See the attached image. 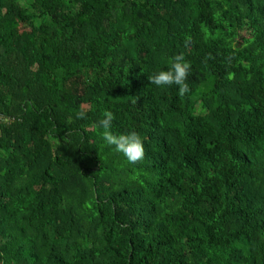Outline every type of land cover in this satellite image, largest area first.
I'll list each match as a JSON object with an SVG mask.
<instances>
[{"label":"trees","instance_id":"obj_1","mask_svg":"<svg viewBox=\"0 0 264 264\" xmlns=\"http://www.w3.org/2000/svg\"><path fill=\"white\" fill-rule=\"evenodd\" d=\"M0 264H264V0H0Z\"/></svg>","mask_w":264,"mask_h":264},{"label":"clouds","instance_id":"obj_2","mask_svg":"<svg viewBox=\"0 0 264 264\" xmlns=\"http://www.w3.org/2000/svg\"><path fill=\"white\" fill-rule=\"evenodd\" d=\"M191 64L185 59L183 52L176 54L171 58L167 70L157 71L148 77L150 83L157 87L178 86V94L186 95L190 89L186 82L189 77ZM78 118H84L85 112L77 114ZM115 114L108 109L103 111V118L99 121V127L102 129V139L107 145L112 146L118 153H122L130 163H138L143 160L145 155L143 138L136 131L127 133H115L112 130V123Z\"/></svg>","mask_w":264,"mask_h":264},{"label":"rangeland","instance_id":"obj_3","mask_svg":"<svg viewBox=\"0 0 264 264\" xmlns=\"http://www.w3.org/2000/svg\"><path fill=\"white\" fill-rule=\"evenodd\" d=\"M245 33H243V35H244Z\"/></svg>","mask_w":264,"mask_h":264}]
</instances>
